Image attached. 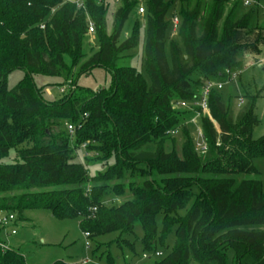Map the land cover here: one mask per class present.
Masks as SVG:
<instances>
[{"label": "trees", "instance_id": "trees-1", "mask_svg": "<svg viewBox=\"0 0 264 264\" xmlns=\"http://www.w3.org/2000/svg\"><path fill=\"white\" fill-rule=\"evenodd\" d=\"M70 1L0 0V213L22 218L45 210L57 220L77 219L91 240L119 233L116 245L134 254L125 237L140 223L142 258H155L152 264H227L228 250L237 264H264V185L254 165L264 157V138L252 139L255 101L244 95L234 118L216 86L208 112L198 106L209 83H227L241 59L262 53L259 8L238 17L240 1L180 0L173 35V1L146 0V79L133 67L117 66L139 43L138 24L122 40L138 1L121 0L111 35L108 0H84L83 8ZM90 23L99 47L87 56ZM79 66L82 74L107 70L110 86L80 88L68 80ZM15 70L27 78L8 90ZM34 75L63 78L70 88L61 100L46 102ZM197 116L204 154L189 127ZM175 131L182 138L178 153L168 149ZM11 151L20 162L4 164ZM89 167L104 171L91 176ZM240 175L255 178L239 181ZM171 234L172 250L160 259L159 243L166 247ZM0 264L27 263L0 246Z\"/></svg>", "mask_w": 264, "mask_h": 264}, {"label": "rangeland", "instance_id": "rangeland-1", "mask_svg": "<svg viewBox=\"0 0 264 264\" xmlns=\"http://www.w3.org/2000/svg\"><path fill=\"white\" fill-rule=\"evenodd\" d=\"M173 1L174 5L170 10L168 19L172 20L176 14L180 22V0ZM111 4V9L107 15V34L113 33L114 14L120 7V2L108 0ZM260 16L255 25L264 27V19L262 17V9H264V0L260 1ZM249 11V8L244 5H239L238 17L243 16ZM138 24L139 28V43L138 45L125 52L117 66L133 67L138 73H141L146 79L145 62H144V47L146 40V16L138 14V7L133 10L124 26L122 32V40L124 41L131 36L133 28ZM173 27V26H172ZM200 30V29H199ZM200 33V31H199ZM176 35V34H175ZM177 37V36H176ZM99 47L96 34L88 35L83 42V51L87 56L97 51ZM65 61L68 66L72 65V60L66 56ZM86 62L83 61V63ZM80 67L76 68L74 74L68 80L77 82L80 88L97 90L108 88L111 84L110 73L103 68H94L89 74H82ZM27 78V74L23 70L12 71L6 79V87L12 90L19 83ZM32 82L40 91L42 99L46 102H57L62 99L64 94H61V88L67 86L63 78H50L40 75H34ZM68 89H66V92ZM222 95L224 103L234 118L241 111L245 102H240L244 95L252 97L255 101L254 114L257 119V124L253 128L252 139L254 141L264 138V48L262 53L255 58H244L240 60V70L233 75L227 83L223 84ZM243 100V99H242ZM195 144H202L203 140L200 136L201 127L196 120L189 126ZM181 133L175 134L173 141L171 140L169 150L180 152L182 146ZM73 144V143H72ZM78 161L84 162L85 152L83 149L78 150ZM91 157V156H90ZM20 162L15 151L3 159L4 164H16ZM96 161H92V165ZM254 165L257 168L258 175L256 178L264 185V157L256 158ZM103 172L102 168H91L89 172L91 176L97 174V171ZM253 176L240 175L239 181L244 179H252ZM184 212L182 213V215ZM16 216V215H15ZM162 215L157 217V226L160 230ZM16 234H12V231ZM144 232L141 224L135 225L134 234L125 237L135 245V254L125 244H121L123 248L116 245L119 239V233H110L95 240H87L84 233L79 227V220H57L53 218L48 211L34 210L24 213L22 218L16 216L15 223L7 228L2 229L0 239L8 245L9 249L17 251L23 255L27 264H54L57 261H62L67 264H152L154 259H143V248L140 244ZM89 244V247L86 244ZM159 243V252L163 253L160 259L168 256L174 245V235L171 234L166 241V247ZM99 247V248H98ZM98 248V250H97ZM97 250V251H96ZM96 251V252H95ZM227 264H237V259L234 257L232 250L227 251Z\"/></svg>", "mask_w": 264, "mask_h": 264}, {"label": "built area", "instance_id": "built-area-1", "mask_svg": "<svg viewBox=\"0 0 264 264\" xmlns=\"http://www.w3.org/2000/svg\"><path fill=\"white\" fill-rule=\"evenodd\" d=\"M70 1V0H67ZM116 3H119V0H115ZM138 1V14L139 15H144L146 13V8H145V1L146 0H137ZM236 1H240L245 7L251 9V8H255L258 7L259 10L261 8L260 6V2L256 1V0H230L231 3H234ZM72 3H74L75 5H77L78 8H83V4H84V0H76V1H70ZM262 17L264 19V9H262ZM172 24H173V35L175 34L178 25H179V20L177 17H174L172 19ZM94 24L90 23L89 25V31H88V35H92L94 34ZM218 87V89H222L223 85L222 84H215V83H209L206 88L204 89L201 101L198 103V106H200L204 111L208 112V96H209V92L211 91V89L213 87ZM70 87L67 85L64 88H61L60 92L61 94H66V89H69ZM241 103L243 102L242 100L240 101ZM177 106H181V107H186V105L183 104H177ZM199 116H197L195 119H193L192 123L195 122L198 119ZM68 130L70 133H73L75 131V126L72 124L68 125ZM173 134H177V132H173ZM200 136L203 140V136H202V132H200ZM197 150L200 153H206L207 150V146L206 143L203 140L202 144H197ZM93 211H96V209H94ZM16 221V216L14 214L11 213H0V228L2 229H7L9 227H11ZM12 234H16L15 231H12ZM85 238L87 240L90 239V234L89 233H84ZM1 247H3L4 249H6L7 247L4 246L3 244L0 245ZM87 247H89V244H86ZM162 254L158 253L157 256L160 257ZM144 258H147V256H144ZM84 264L88 263V261H84Z\"/></svg>", "mask_w": 264, "mask_h": 264}, {"label": "crops", "instance_id": "crops-1", "mask_svg": "<svg viewBox=\"0 0 264 264\" xmlns=\"http://www.w3.org/2000/svg\"><path fill=\"white\" fill-rule=\"evenodd\" d=\"M247 58H249V59H250V58H255V57H247ZM14 231H15V230H14ZM13 235H14V234H13ZM1 242H2V240H1ZM2 244H3L4 246H6L7 248H9V247H8V245H7V244H5L4 242H2Z\"/></svg>", "mask_w": 264, "mask_h": 264}]
</instances>
